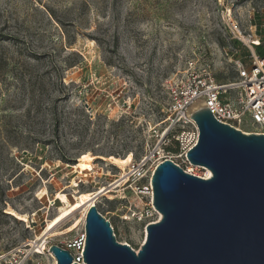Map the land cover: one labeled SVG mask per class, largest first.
<instances>
[{"label":"rangeland","instance_id":"rangeland-1","mask_svg":"<svg viewBox=\"0 0 264 264\" xmlns=\"http://www.w3.org/2000/svg\"><path fill=\"white\" fill-rule=\"evenodd\" d=\"M231 18L264 35V0H0V253L41 235L59 191L74 201L76 189L108 185L122 167L107 157L142 155L163 126L165 82L188 61L234 80L235 60L249 62ZM85 153L94 173L73 167ZM137 198L116 187L96 205L138 251L147 230L128 210Z\"/></svg>","mask_w":264,"mask_h":264},{"label":"water","instance_id":"water-1","mask_svg":"<svg viewBox=\"0 0 264 264\" xmlns=\"http://www.w3.org/2000/svg\"><path fill=\"white\" fill-rule=\"evenodd\" d=\"M199 142L187 153L211 170L203 178L168 159L156 169L153 199L162 217L136 251L117 239L96 205L86 213V264H264V134L218 121L208 106L191 115ZM57 264L69 250L52 245Z\"/></svg>","mask_w":264,"mask_h":264},{"label":"built area","instance_id":"built-area-1","mask_svg":"<svg viewBox=\"0 0 264 264\" xmlns=\"http://www.w3.org/2000/svg\"><path fill=\"white\" fill-rule=\"evenodd\" d=\"M229 28L232 39H238L247 48L248 54L245 57L249 64L243 58L235 60L237 75L234 80L219 82L207 69L198 68L196 61H188L185 73L165 82L167 104L165 117L161 122L163 126L156 132L158 138L146 141L142 155L137 159L133 157L132 161L121 168L119 175L99 189L107 188L109 192L122 187L124 191H130L138 197L142 205L131 202L128 210L133 219L145 223L146 229L148 224L157 222L162 217L154 205L152 182L153 175L162 162L170 159L188 173L209 178L208 171H197L201 166L194 165L187 153L199 142V126L190 118L196 109L208 106L218 121L246 133L264 134V56L257 50L258 46L264 47V35H259L256 31H244L233 18ZM245 127H250L251 130L246 131ZM100 213L104 215L101 211ZM67 233L55 236L41 233L36 239L25 241L9 252H1L0 264H47L37 257L54 264L57 258L50 251L52 245L69 250L72 263L86 264L83 261L86 246L85 221L74 235H66Z\"/></svg>","mask_w":264,"mask_h":264},{"label":"bare ground","instance_id":"bare-ground-1","mask_svg":"<svg viewBox=\"0 0 264 264\" xmlns=\"http://www.w3.org/2000/svg\"><path fill=\"white\" fill-rule=\"evenodd\" d=\"M132 159V153H129L123 158L117 156L107 157V160H111L112 162L119 164L120 167H125L130 161H132ZM73 167L76 172L83 174L87 171L92 172L95 168V163L92 156L85 153L79 161L73 165ZM206 169L208 171V177H211V170L208 168ZM92 173H94V171ZM78 185L77 181L74 180L71 186L77 187ZM105 193H107V188H103L99 191H80L76 189L75 200L70 201L68 195L63 190L59 191L56 195V199H59L62 204L57 207L58 212L51 219L47 220L46 225L43 228L42 235L55 236L77 229L79 225L84 223L89 207L94 205L99 200V197ZM8 211L20 219L28 220V214L20 213L12 207H10ZM78 213L80 214L79 216ZM68 222H70L69 225L63 228V226ZM56 263L57 261L54 262V264Z\"/></svg>","mask_w":264,"mask_h":264},{"label":"trees","instance_id":"trees-1","mask_svg":"<svg viewBox=\"0 0 264 264\" xmlns=\"http://www.w3.org/2000/svg\"><path fill=\"white\" fill-rule=\"evenodd\" d=\"M51 14H52V16H55V11H51ZM256 18H257V21H259L260 19H261V16H260V14L259 15H256ZM233 44L234 45H240L241 44V42L238 40V39H234L233 40ZM258 47H261L260 49H258ZM257 47V50H258V52L262 55V56H264V47L263 46H258ZM243 54H246L245 52H243ZM248 54V53H247ZM246 54V55H247Z\"/></svg>","mask_w":264,"mask_h":264}]
</instances>
